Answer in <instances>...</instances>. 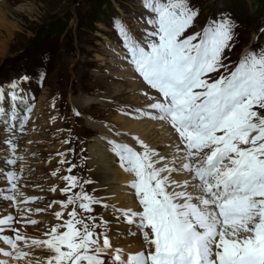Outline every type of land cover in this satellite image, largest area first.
<instances>
[{"label":"snow or ice","instance_id":"1","mask_svg":"<svg viewBox=\"0 0 264 264\" xmlns=\"http://www.w3.org/2000/svg\"><path fill=\"white\" fill-rule=\"evenodd\" d=\"M141 2L148 15L140 39L117 25L126 50L122 58L159 98L143 91L154 102L137 110L135 118L164 122L177 139L167 145V155L137 137L140 150L109 143L124 171L134 174L129 187L140 206L122 210V218L140 229L148 247L124 256L106 232L98 231L94 216L81 218L77 201L89 214L101 202L84 192L74 175L61 177L67 182L60 189L66 200L54 202L61 210L54 213L57 223L44 228V238L21 231L40 226L31 216L53 207H27L42 198L24 194L21 169L7 172L9 187L0 193L15 213L0 215V264H106L109 250L115 252L112 264H264V51L247 53L233 70L212 79L209 74L228 68L231 19L212 20L190 32L199 16L191 0ZM25 96L16 81L7 90L0 87V117L7 115L6 125L21 133L32 111L29 106L19 117ZM6 101L11 111L6 112ZM5 143L15 153L16 145ZM22 159L14 155L6 163L15 166ZM174 174L187 178L181 182Z\"/></svg>","mask_w":264,"mask_h":264},{"label":"rangeland","instance_id":"2","mask_svg":"<svg viewBox=\"0 0 264 264\" xmlns=\"http://www.w3.org/2000/svg\"><path fill=\"white\" fill-rule=\"evenodd\" d=\"M109 1L111 2L110 5L108 4L103 6L105 8V13L103 17L101 16L99 18L101 22L97 21L93 23V21H95L93 19V13L94 10L98 7L97 1L95 0H7L6 3L10 5L9 8L28 5V7L32 9V13H19L16 15L15 19H9L8 22L10 24H13L15 22L14 24L16 25L15 29H8V32L12 35L10 40L6 39V31L0 28V82H3L7 79V77L4 76L2 78L1 76L8 73L9 69L11 71L14 70L16 75L18 73H21L22 70H29L30 65L32 64V62H34L33 50L36 47L41 46V48H48L49 50H51L52 58H54H51V60L48 61V65H50V68L48 69V75L50 74L48 78V85L50 87H54L53 83L51 82L52 77H55L57 75L56 72L60 70L63 73V76L67 78L65 91L69 92L70 95L71 92H75L74 90L70 91L68 89L69 81L73 80V75H71L72 71L75 74L84 75L86 79L88 76L90 78L97 77L95 75V72H90L89 69L84 68L83 66H86V60H88L87 62H89V60L93 59V61H96L98 64L100 62L106 61L105 57L107 55V51L104 49L102 43V41L105 39V36H103L102 32L107 31L105 27V25H108L106 24L107 11L110 8L112 10L119 9L120 12L127 18L128 14L130 16L131 11H136L138 9L136 3L137 0ZM197 1L200 2L202 8L205 10V12L207 11L209 15L214 14L215 10L217 12L231 11L234 13V17L242 25V36L240 37L241 46H247L249 43L254 42L258 28L264 27V0ZM128 10H130V12ZM224 17H226L225 14ZM203 18L204 14L202 16V19ZM58 20L64 22L65 26L62 32L63 34L58 36L55 39L56 41L42 37V39H40L38 42H30L32 36L41 28H46L48 25ZM52 41H54L52 46L46 45L47 43L51 44ZM28 43L29 46L27 48V52H29L30 56L23 61L20 70V63H16L13 70L11 69L12 65L9 68L6 67L8 66V64H5V66L2 64L4 60H9V58L16 59L15 57L26 49ZM261 50L264 51V32L261 33V37L259 39V47L256 49V51H258L259 53V51ZM239 51V48L234 50V57L238 55ZM70 53H72L73 55ZM83 56L89 57L86 58ZM76 63H79L80 66L76 65ZM71 67L72 70H70ZM68 71L69 74L66 75ZM97 80L100 81L101 84H105L108 86L111 95L106 94L105 96H116V98L120 102H131L130 98H132V96H129V93H127L128 87L126 85L122 86V93L118 92L119 94H113L115 93V88H118V86H109L108 81L104 80L101 76H98ZM54 89L60 88L58 86L56 87L55 85L53 89H46L44 91L46 92V96H48ZM135 98L133 97L134 100H137ZM70 99L72 100V97ZM24 134V137L29 136L28 133ZM48 161L51 164V160ZM50 164H47V166ZM46 175H48V173ZM43 177L45 178V174L43 175Z\"/></svg>","mask_w":264,"mask_h":264},{"label":"bare ground","instance_id":"3","mask_svg":"<svg viewBox=\"0 0 264 264\" xmlns=\"http://www.w3.org/2000/svg\"><path fill=\"white\" fill-rule=\"evenodd\" d=\"M20 5V4H18ZM7 6V7H6ZM10 5L5 3V1H0V28L6 31V39L10 40L12 35L8 32V29H15L16 25L10 24L8 21L10 18L15 19L16 15L19 13H32V9L28 7V5H21L15 8H9ZM135 98V97H134ZM138 100V98H135ZM43 98L40 97L39 101H42ZM134 100V99H133ZM93 101V99L85 98L84 100L80 101V104L83 106L85 104H89ZM27 105L19 104L17 108V112L19 117H23L26 114ZM41 107L37 104L34 107L33 113L36 117V123L30 122L27 124L26 128L24 129L23 133H21L19 140L17 141L16 145V153L18 155H25L27 160L25 161V175L28 176L30 181L33 185H37L36 179L41 176V172L43 170L46 171V174L53 170V161L56 159L51 157V144L48 145L45 143L49 141L46 135L43 133L44 129L46 128V119L41 114L40 109ZM114 117V122L120 126V128L125 130L134 131L139 136L146 139L151 144L160 147L163 143H170L173 140V135L164 127L157 125V124H149L148 122H137L135 120H128L124 117ZM7 120V115H5L1 119V123H4ZM19 122V120H17ZM34 126L36 129L31 130L29 127ZM91 127L96 129L99 133L103 136H109V131L104 125H95L91 124ZM41 135H40V133ZM24 133H28L29 136L24 137ZM40 142V145L38 144ZM39 146H44L46 152L49 153L47 160H51V164L48 161L46 164H40V159L35 158L32 156L31 151L34 152V148H40ZM163 149V148H162ZM88 166L91 167V175L99 181L100 185L108 184L109 193L113 196V200L116 202V206L118 208H131L132 210L137 209L136 199L132 192L130 195L126 193V188L122 186L124 182H126L130 176L128 174H124L120 171L118 167L114 165V159L112 156L108 154L105 149V145L98 142L97 138L90 142L88 145ZM12 157L13 155L9 152H4L0 155V157ZM47 164H50L47 166ZM22 165V162H21ZM35 171H33V169ZM45 174L46 180L44 182V187L48 189V186L51 183H56L55 180L49 179ZM187 178V177H186ZM184 178V179H186ZM178 179V178H175ZM180 180V179H178ZM20 184L23 186L22 191L28 197H31V194L34 192L32 189L27 186V183L21 181ZM9 185L5 182H0V188L5 189ZM58 187V184L56 183ZM129 191V189H128ZM9 202L3 201L0 199V208H4L3 211H0V215L9 213L8 205ZM7 206V208H5ZM21 227V226H17ZM34 229V228H33ZM23 231V228H21ZM112 234L110 235L111 238H116L111 244L113 248H119L122 250L123 255L125 256L128 252H134L138 249L141 250L143 247L144 240L141 238L140 233L136 232L134 229L125 228V225L122 219L118 220L115 225L112 227ZM132 235V236H131ZM145 249V247H144Z\"/></svg>","mask_w":264,"mask_h":264},{"label":"trees","instance_id":"4","mask_svg":"<svg viewBox=\"0 0 264 264\" xmlns=\"http://www.w3.org/2000/svg\"><path fill=\"white\" fill-rule=\"evenodd\" d=\"M43 29H44V28H41V29H40V30H39L37 33L39 34V33H40V31H42ZM37 33H36V34H37Z\"/></svg>","mask_w":264,"mask_h":264}]
</instances>
